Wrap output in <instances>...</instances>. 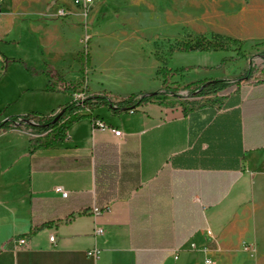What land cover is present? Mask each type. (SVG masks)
I'll return each instance as SVG.
<instances>
[{
	"label": "crops",
	"instance_id": "obj_1",
	"mask_svg": "<svg viewBox=\"0 0 264 264\" xmlns=\"http://www.w3.org/2000/svg\"><path fill=\"white\" fill-rule=\"evenodd\" d=\"M154 1L98 0L85 12L73 0H6L0 41L22 47L10 64L37 76L46 94L68 97L49 113L31 112L54 115L79 91L118 101L160 90L162 61L153 51L167 35L158 31L173 21L158 17ZM199 4L208 19L219 17L223 4L232 9L222 28L211 25L214 32L245 46L262 38V2L224 0L209 13ZM58 8L68 14L57 17ZM242 59L237 71L193 82L236 80L246 69ZM5 67L0 61V72ZM255 85L242 78L227 95L159 94L133 112L99 105L112 117L80 111L67 139L52 146L39 145L43 133L25 123L0 131V264H166L191 252L201 263L216 251L256 245L264 144L248 150V88ZM91 116L122 135L92 129ZM240 196L222 223L223 202ZM105 204L106 211L91 213ZM95 227L104 233L96 235ZM92 249L96 258L87 254Z\"/></svg>",
	"mask_w": 264,
	"mask_h": 264
},
{
	"label": "rangeland",
	"instance_id": "obj_2",
	"mask_svg": "<svg viewBox=\"0 0 264 264\" xmlns=\"http://www.w3.org/2000/svg\"><path fill=\"white\" fill-rule=\"evenodd\" d=\"M200 1L203 8L208 10L214 4L224 0L154 1L157 10L162 12L158 14V17L164 18L166 15L168 18L170 16L173 21L172 27L158 31L159 34L167 35L156 42L153 51L155 57L162 61V66H165L168 70L173 72L182 70V73L174 72L172 80L181 84L190 83L206 75L219 76L226 68H229L231 72L237 71L244 65L242 58L246 61V69L250 63L253 67L248 83L256 84L264 80V60L261 57L264 44H256L252 47L245 46L240 49L237 48V44L229 42L226 50L179 49L183 44L189 41L193 42L198 36L211 39L214 34H218L210 28L214 23L215 26L221 28L228 23L227 15L229 11H232L231 8L223 4L219 17L212 19L213 16L210 15V19H208L207 14H201L202 12L199 10L201 9ZM248 1H260L264 4V0ZM224 8H227L226 12H224ZM209 12L210 10H208ZM260 12L264 13V9ZM127 22L134 23L132 19ZM261 29L263 32L259 35L262 38L257 41H264V27ZM219 35L228 37L224 34ZM21 50V45L17 43L0 41V55L7 64V67L0 72V123L7 120L8 116L15 114H27L31 111H39L43 114L49 113L52 109L58 108L60 104L68 101V97L61 92L46 94L41 91L40 80L37 76L27 72L21 66L10 64L11 61H17L21 58ZM31 51H33V47ZM247 59L249 61L248 65ZM223 60L225 61L222 64ZM246 69L244 68L243 73ZM179 86L176 89L177 96H190L187 91L181 92L183 88ZM93 111L95 115L107 119L112 117L105 106H97ZM243 198V196H240L236 200L229 201L228 199L223 202L220 219L222 223L228 220L233 206ZM261 206L259 217L261 233L258 235V243L249 249L248 244H244L239 249L216 251L213 256L216 264H264V202L261 203ZM207 216H209V213ZM200 261L201 255L198 252H191L182 253L179 262L169 260L166 264H201Z\"/></svg>",
	"mask_w": 264,
	"mask_h": 264
},
{
	"label": "trees",
	"instance_id": "obj_3",
	"mask_svg": "<svg viewBox=\"0 0 264 264\" xmlns=\"http://www.w3.org/2000/svg\"><path fill=\"white\" fill-rule=\"evenodd\" d=\"M237 44V48L245 47L244 43L230 37L214 34L211 39L196 37L193 42L189 41L183 44L181 50H226L228 43ZM256 44H264V41H250L248 46ZM264 60V51L261 54ZM231 59V57H230ZM82 66L84 60L81 58ZM225 60L222 61V64ZM253 71L251 63L247 69L236 80L212 79L209 81L191 82L186 84L185 88L190 96H210L212 94H229L237 85L239 80L245 78L249 81ZM175 73L180 71H174ZM172 70H168L165 66H160L157 69V74L162 78V86L160 90L151 93H141L132 95L118 101H109L107 94H98L86 96L81 102H70L64 105L57 113L49 116H42L35 112L28 113L22 117L12 116L0 123V131H6L18 124H28L30 128L37 133H43L42 136L36 139L41 146H52L56 143L67 139V131L70 126L78 121L81 116L80 111H93L99 105L107 106L112 112H133L137 106L145 103L147 100L159 94L177 96L176 89L180 85L177 81L172 80L174 76ZM98 117L91 116V122ZM264 144V80L256 83L251 89L248 88V150L260 148Z\"/></svg>",
	"mask_w": 264,
	"mask_h": 264
},
{
	"label": "built area",
	"instance_id": "obj_4",
	"mask_svg": "<svg viewBox=\"0 0 264 264\" xmlns=\"http://www.w3.org/2000/svg\"><path fill=\"white\" fill-rule=\"evenodd\" d=\"M6 0H0V14H1V9H2V6L4 4ZM98 0H73V3L75 6H78V7H81L85 12L88 11V9ZM68 14V11L65 9V8H58L57 9V12H56V16L57 17H65L66 15ZM88 41V36L85 35L84 39H83V42L84 43H87ZM0 61L2 62L3 61V58L1 57L0 55ZM72 97H73V102H81L83 101V99L86 98V95L84 92L82 91H79V92H74L72 94ZM92 124V129H98V130H102V131H111L115 136L119 137L122 135V132L119 130V129H116V128H113L109 125H107L102 119L100 118H97L95 119L94 121L91 122ZM55 191L60 193L62 197H67L68 196V192L62 187V186H57L55 188ZM108 209V205L105 204L103 205L102 207H93L91 209V213L93 215H99L101 214L102 212L106 211ZM94 233L96 235H101L104 233V230L100 227H95L94 229ZM49 240L50 242L53 244L55 242V236L54 235H51L49 237ZM19 244H24L25 243V239L21 238L18 240ZM98 249H92L90 251H88V255L90 256H93L94 258L97 257V254H98ZM201 264H216L215 260L210 257V256H207L205 255L202 259V262Z\"/></svg>",
	"mask_w": 264,
	"mask_h": 264
}]
</instances>
